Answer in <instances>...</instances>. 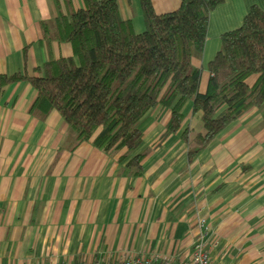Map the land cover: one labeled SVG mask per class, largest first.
Here are the masks:
<instances>
[{"label": "crops", "instance_id": "crops-1", "mask_svg": "<svg viewBox=\"0 0 264 264\" xmlns=\"http://www.w3.org/2000/svg\"><path fill=\"white\" fill-rule=\"evenodd\" d=\"M155 15L180 0H148ZM122 20L144 32L140 0H117ZM264 0H223L208 18L199 92L220 38L239 29ZM84 9L83 0H0V76L40 77L67 44L46 41L43 28ZM45 29V28H44ZM45 36V37H44ZM51 39V36L49 37ZM256 78H250L252 85ZM36 92L17 82L0 93V264H96L131 257L180 260L201 238L212 264H264V127L252 108L188 162L205 131L187 102L179 131L158 144L170 120L158 107L140 124V147L124 162L76 145L51 111L31 114ZM188 131V143L182 135ZM142 155L134 176L127 161ZM203 223L201 225L200 223Z\"/></svg>", "mask_w": 264, "mask_h": 264}, {"label": "trees", "instance_id": "trees-1", "mask_svg": "<svg viewBox=\"0 0 264 264\" xmlns=\"http://www.w3.org/2000/svg\"><path fill=\"white\" fill-rule=\"evenodd\" d=\"M223 0H180L170 14L155 15L140 0L145 30L136 35L121 19L117 0H83L84 9L43 28L46 41L67 44L70 58L48 61L40 77L0 76V93L17 82L36 92L31 114L43 120L55 111L75 135L76 145L91 143L124 162L142 143L141 122L158 107L170 120L161 144L176 134L187 102L199 115L205 135L196 137L188 162L227 127L254 108L264 127V11L252 7L239 29L220 38V49L207 66L209 80L199 92L201 73L191 66L202 57L209 15ZM51 36V39L49 38ZM45 37V36H44ZM256 78L250 86L248 79ZM188 143V131L182 135ZM142 155L127 161L134 176Z\"/></svg>", "mask_w": 264, "mask_h": 264}, {"label": "built area", "instance_id": "built-area-1", "mask_svg": "<svg viewBox=\"0 0 264 264\" xmlns=\"http://www.w3.org/2000/svg\"><path fill=\"white\" fill-rule=\"evenodd\" d=\"M203 225V223H200ZM66 264V263H62ZM87 264V263H80ZM96 264H212L207 249L205 248L204 241L199 238L194 241L187 256L182 257L180 260L158 259L150 257H131L121 261H105Z\"/></svg>", "mask_w": 264, "mask_h": 264}]
</instances>
